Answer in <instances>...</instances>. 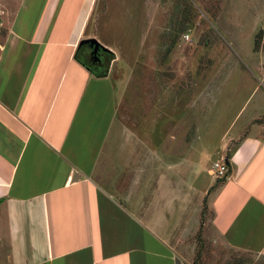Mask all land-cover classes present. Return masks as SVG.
I'll return each mask as SVG.
<instances>
[{
  "label": "crops",
  "instance_id": "1",
  "mask_svg": "<svg viewBox=\"0 0 264 264\" xmlns=\"http://www.w3.org/2000/svg\"><path fill=\"white\" fill-rule=\"evenodd\" d=\"M96 1L16 0L0 22V264H264V117L229 130L225 176L181 179L84 61Z\"/></svg>",
  "mask_w": 264,
  "mask_h": 264
},
{
  "label": "rangeland",
  "instance_id": "2",
  "mask_svg": "<svg viewBox=\"0 0 264 264\" xmlns=\"http://www.w3.org/2000/svg\"><path fill=\"white\" fill-rule=\"evenodd\" d=\"M15 4L0 0L3 33ZM90 25L109 49L120 122L163 132L152 142L178 149L181 179L205 170L202 188L237 143L229 130L264 117V0H97Z\"/></svg>",
  "mask_w": 264,
  "mask_h": 264
},
{
  "label": "flooded vegetation",
  "instance_id": "3",
  "mask_svg": "<svg viewBox=\"0 0 264 264\" xmlns=\"http://www.w3.org/2000/svg\"><path fill=\"white\" fill-rule=\"evenodd\" d=\"M82 47H89L91 49V54L86 56L84 59L85 63L89 65L92 69L100 70L104 69L108 63V51L103 48H99L94 51V49L90 46V44H83Z\"/></svg>",
  "mask_w": 264,
  "mask_h": 264
},
{
  "label": "built area",
  "instance_id": "4",
  "mask_svg": "<svg viewBox=\"0 0 264 264\" xmlns=\"http://www.w3.org/2000/svg\"><path fill=\"white\" fill-rule=\"evenodd\" d=\"M186 39H190L189 35L185 36ZM229 170V165L225 160H219L214 163L212 168V173H214L217 177H223L227 174Z\"/></svg>",
  "mask_w": 264,
  "mask_h": 264
},
{
  "label": "water",
  "instance_id": "5",
  "mask_svg": "<svg viewBox=\"0 0 264 264\" xmlns=\"http://www.w3.org/2000/svg\"><path fill=\"white\" fill-rule=\"evenodd\" d=\"M90 44V46L94 49V51L98 50L99 48H103L104 50H108L109 49L104 46L99 40H97L95 37L93 38H87L82 40V42H80V46H82L83 44ZM90 69V67H88Z\"/></svg>",
  "mask_w": 264,
  "mask_h": 264
}]
</instances>
